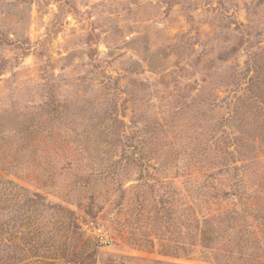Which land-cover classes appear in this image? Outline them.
<instances>
[{"label":"rangeland","instance_id":"1","mask_svg":"<svg viewBox=\"0 0 264 264\" xmlns=\"http://www.w3.org/2000/svg\"><path fill=\"white\" fill-rule=\"evenodd\" d=\"M0 264H264V0H0Z\"/></svg>","mask_w":264,"mask_h":264}]
</instances>
